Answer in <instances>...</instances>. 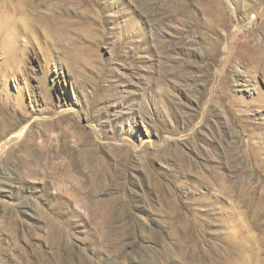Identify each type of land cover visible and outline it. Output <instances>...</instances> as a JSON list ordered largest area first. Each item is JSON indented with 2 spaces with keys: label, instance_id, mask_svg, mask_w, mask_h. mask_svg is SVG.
Segmentation results:
<instances>
[{
  "label": "rangeland",
  "instance_id": "obj_1",
  "mask_svg": "<svg viewBox=\"0 0 264 264\" xmlns=\"http://www.w3.org/2000/svg\"><path fill=\"white\" fill-rule=\"evenodd\" d=\"M257 44L264 0H0V264H264Z\"/></svg>",
  "mask_w": 264,
  "mask_h": 264
},
{
  "label": "bare ground",
  "instance_id": "obj_2",
  "mask_svg": "<svg viewBox=\"0 0 264 264\" xmlns=\"http://www.w3.org/2000/svg\"><path fill=\"white\" fill-rule=\"evenodd\" d=\"M252 20L251 19L249 22L250 25L252 23ZM254 53H255V58L254 60L255 61H259L260 63H263L264 64V52H263V48L260 44H257L254 48ZM259 68L261 69L262 67L259 65ZM262 73L264 74V68L262 69ZM3 101L0 100V106L2 104ZM1 123V122H0ZM28 123H23L21 124V126H19V128L17 127H10L6 130L5 132V141H2L0 142V147L9 143L11 140L13 139H17V140H20L23 138L24 134L26 133L27 131V128H28ZM92 129L95 131V127L92 126ZM141 145H143V143H140L138 145H135L133 147V149H137L138 147H140ZM70 164L68 165H65V166H60V168H58L59 170V173H62L64 176H66V179H59L57 178L56 181H55V185L57 186V188L61 189L62 187V197H65V195L67 197H69L70 199L74 198V196L71 194V188H67V187H64L65 186V182L66 181H69V177H67V174H68V167H69ZM59 175V174H58ZM59 177H61L59 175ZM69 183V182H68ZM72 201H69V202H66V203H71ZM79 209H82V207H79ZM104 218V217H102ZM62 264H71L69 260H63L62 261Z\"/></svg>",
  "mask_w": 264,
  "mask_h": 264
}]
</instances>
